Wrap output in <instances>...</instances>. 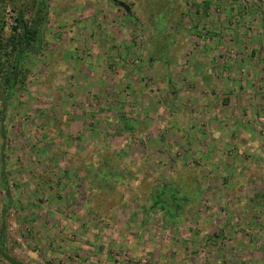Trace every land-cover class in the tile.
<instances>
[{
	"label": "rangeland",
	"instance_id": "rangeland-1",
	"mask_svg": "<svg viewBox=\"0 0 264 264\" xmlns=\"http://www.w3.org/2000/svg\"><path fill=\"white\" fill-rule=\"evenodd\" d=\"M40 1L0 98L10 256L264 264V0Z\"/></svg>",
	"mask_w": 264,
	"mask_h": 264
},
{
	"label": "trees",
	"instance_id": "trees-1",
	"mask_svg": "<svg viewBox=\"0 0 264 264\" xmlns=\"http://www.w3.org/2000/svg\"><path fill=\"white\" fill-rule=\"evenodd\" d=\"M15 0H0V88L5 90L1 94L2 102L8 98L12 92L11 77L15 61H18V68L21 62L30 53H37V48L41 38V26L44 21L42 14V1L35 0L33 4H37L34 14L26 15L25 4L13 5ZM12 3V25L6 26L4 9L7 3ZM205 5V4H204ZM5 27L8 28L7 33H4ZM19 71V69H18ZM1 101V100H0ZM1 107V106H0ZM2 108V107H1ZM0 112L1 109H0ZM4 123V116L0 115V124ZM3 135V131H2ZM0 187H3V192L7 198V186L2 178H0ZM8 200V198H7ZM6 206L2 210H5ZM3 229L0 228V258L9 262V264H20L15 261L7 252Z\"/></svg>",
	"mask_w": 264,
	"mask_h": 264
},
{
	"label": "water",
	"instance_id": "water-1",
	"mask_svg": "<svg viewBox=\"0 0 264 264\" xmlns=\"http://www.w3.org/2000/svg\"><path fill=\"white\" fill-rule=\"evenodd\" d=\"M17 70H18V61H15L13 65V70H12L11 87H13L14 82L16 80Z\"/></svg>",
	"mask_w": 264,
	"mask_h": 264
},
{
	"label": "flooded vegetation",
	"instance_id": "flooded-vegetation-1",
	"mask_svg": "<svg viewBox=\"0 0 264 264\" xmlns=\"http://www.w3.org/2000/svg\"><path fill=\"white\" fill-rule=\"evenodd\" d=\"M170 198L172 199L174 197L172 195H170ZM158 202H159V198L156 201H154L153 205H156ZM160 207L163 208L161 205H160Z\"/></svg>",
	"mask_w": 264,
	"mask_h": 264
}]
</instances>
